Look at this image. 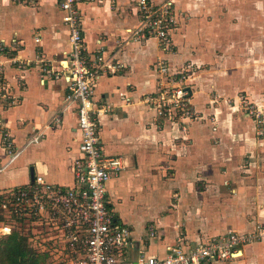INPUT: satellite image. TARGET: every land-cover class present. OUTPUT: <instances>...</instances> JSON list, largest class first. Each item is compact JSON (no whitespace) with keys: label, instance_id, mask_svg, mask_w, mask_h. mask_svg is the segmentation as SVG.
Returning <instances> with one entry per match:
<instances>
[{"label":"crops","instance_id":"0c3cea01","mask_svg":"<svg viewBox=\"0 0 264 264\" xmlns=\"http://www.w3.org/2000/svg\"><path fill=\"white\" fill-rule=\"evenodd\" d=\"M175 1L186 15L179 18L171 52H164L156 38L130 37L139 25L137 0L79 5L88 51L93 54L105 46L106 57L121 66L114 72L108 68L95 83V99L109 106L100 118L104 151L124 162V169L107 184L110 206L132 233L120 264L137 263L142 252L163 257L179 238L189 249L230 231L251 232L264 224V162L259 165L255 160H264V140L254 134V121L245 122L234 112L225 120L223 106L239 109L237 102L231 106L213 99L216 90L231 95L242 88L250 99L261 96L264 63L257 65L259 72L252 61L264 60V33L254 42L246 66L238 75H227L209 41L197 38L209 29L213 0ZM1 44L5 47H0V81L5 91L0 96V124L21 151L7 165L0 136V167L7 165L0 171V214L6 212L1 206L5 192L33 183V174L34 181L42 176L54 185L75 186L74 162L81 157L76 104L66 99L68 82L44 73L41 60L56 70L67 65L69 28L59 0H0ZM161 59L178 67L188 61L202 65L192 79L201 118L187 133L160 119L141 100L157 88L154 65ZM20 61L29 64L20 66ZM38 135L42 136L33 142ZM247 158L250 164H244ZM151 225L158 228L160 239L148 237ZM55 233L59 235L58 230ZM59 253L60 249L51 258L54 264L66 260ZM211 264H264V239L244 246L239 258Z\"/></svg>","mask_w":264,"mask_h":264},{"label":"built area","instance_id":"2783aa9c","mask_svg":"<svg viewBox=\"0 0 264 264\" xmlns=\"http://www.w3.org/2000/svg\"><path fill=\"white\" fill-rule=\"evenodd\" d=\"M89 1L94 0H59L63 21L69 28L67 65L62 66V70H56L46 59H41L44 73L57 79L63 76L67 80L69 92L66 99L76 104L81 157L74 162L75 186L54 185L37 176L33 183L6 192V199L1 204L7 218L24 223L26 231L34 235V240L40 244L42 240L53 250L50 257L60 249V257L66 260L62 259L57 264H120L119 257L125 243L132 241L131 231L118 220L109 203L107 184L124 169V162L121 156H110L104 151L100 118L108 113L109 106L95 99L97 80L108 68L114 72L119 71L121 66L106 57L105 46L93 54L87 49L79 5ZM178 11L175 0H137L139 25L131 31L130 37L139 41L156 38L164 52L174 51V35L181 16ZM36 40L39 42L41 39L38 36ZM2 46L5 47L4 44ZM19 63L20 66L29 64ZM154 66L157 88L143 95L142 102L154 108L160 119L175 123L183 132H189L194 122L201 118L194 104L195 89L191 80L196 74V63L188 61L178 67L167 59H161ZM4 91L5 86L0 81V96L4 97ZM254 106L250 110L247 106L244 108L248 114L261 117L257 110L259 106ZM215 117L210 118L212 123ZM216 129L214 125L213 130ZM0 136L8 165L21 150L3 124H0ZM41 136H35L32 141L37 142ZM6 166L0 167V171ZM35 220H42V225L31 229V222ZM12 225H1L0 236L10 234L14 228ZM148 237L160 239L155 225L150 226ZM262 239L264 224L251 232L230 231L189 249L185 246V239L179 238L175 245L168 248L165 256L142 252L137 264H211L239 258L244 246ZM45 264H51V260H46Z\"/></svg>","mask_w":264,"mask_h":264},{"label":"rangeland","instance_id":"374dc122","mask_svg":"<svg viewBox=\"0 0 264 264\" xmlns=\"http://www.w3.org/2000/svg\"><path fill=\"white\" fill-rule=\"evenodd\" d=\"M213 3L214 4L212 5V8L214 9V12H209V15L207 16V19L209 20L210 23L209 29L202 32L203 34L199 35L197 38L199 39V37L201 36V42H204V39L205 40L207 39L209 41L210 48L211 49L214 48L215 56H220L221 58L220 67L225 70V73L227 75L229 73L231 74L232 72H234L235 75H238L239 73L238 70L246 66L245 59H247V56L252 55L254 49L253 48L254 42L260 41L261 34L264 33V0H248V1L213 0ZM248 5L251 6L249 7ZM175 7L177 8V10H179L178 12L180 13V15H182L181 17L186 15L183 14L182 10L177 7L176 1H175ZM251 10L252 12H250ZM190 16H192V14H190ZM249 16H251L252 19ZM236 23H241V25L234 28L232 24H236ZM246 25H250L254 27L249 29L247 28ZM211 44L213 45L211 46ZM263 49H264V45H263ZM261 62L264 63V60L263 59L261 60L260 58L257 59L256 61H252V64H254L253 65L254 70H257V65H259ZM213 63H214L213 61L212 62L209 61V63L207 64H209L212 67ZM247 63L251 64L249 62ZM196 65H197L196 73H198V71L202 68V65L201 67L197 63ZM258 76H260V73L258 74ZM242 77L244 78V76ZM262 78L264 80V77ZM262 91L263 93H261V96L259 95V97L257 98L252 96L253 98L250 99L249 97L251 95L248 94V91L244 90L243 88L236 90L231 95H227V93L225 92L218 93L216 90V92L215 91L213 92V99L216 100L217 103L221 102L224 104H229V105L231 104V106L234 105L235 102H237L240 110L237 109L236 107L223 106V110L221 113L224 116L225 120L228 119L229 113L234 112V117H242L241 120L245 122L246 120L254 121V125H255L254 134H256L258 139L264 140V107L259 106V108L257 109L258 113L261 114V117L259 118H257L255 115L248 114L247 110L244 108L245 106H247V108L249 107L250 110L254 105L257 106V103L264 104V86L262 88ZM255 143L260 144L259 142H255ZM245 160L246 161L244 162V164H250L249 158ZM255 160H256V164L259 165H262V162H264V160L260 158H258V160L256 158ZM2 213L3 211L1 212V214ZM1 214H0V221L4 219V217L1 216ZM1 225H4V223H1L0 227ZM41 225H42V220H35L31 222V229H35ZM12 226L15 228L18 227V225L17 226L12 225ZM36 232L38 233V230ZM51 238L54 239L55 237H51ZM33 247L37 250L38 254L48 255L49 257L47 261L51 260V264H54L53 260L51 259L52 257H50L51 252L53 250L49 246H46L42 240H41V244L38 241L34 240ZM45 260L43 262L44 264H45Z\"/></svg>","mask_w":264,"mask_h":264},{"label":"trees","instance_id":"16d2710c","mask_svg":"<svg viewBox=\"0 0 264 264\" xmlns=\"http://www.w3.org/2000/svg\"><path fill=\"white\" fill-rule=\"evenodd\" d=\"M1 216L4 217V224L18 227H14L10 234L0 236V264H44V260L49 256L38 254L33 247V234L26 231L27 226L22 222L7 219L5 213Z\"/></svg>","mask_w":264,"mask_h":264},{"label":"water","instance_id":"95a60500","mask_svg":"<svg viewBox=\"0 0 264 264\" xmlns=\"http://www.w3.org/2000/svg\"><path fill=\"white\" fill-rule=\"evenodd\" d=\"M32 181L34 182V174H33V176H32ZM135 264H137V263H135Z\"/></svg>","mask_w":264,"mask_h":264}]
</instances>
